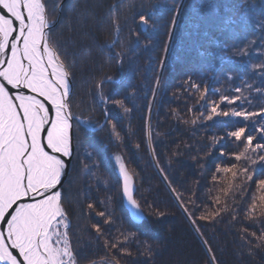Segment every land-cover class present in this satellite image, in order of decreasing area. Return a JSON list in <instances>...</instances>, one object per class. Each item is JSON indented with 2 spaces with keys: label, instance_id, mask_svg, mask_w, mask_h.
<instances>
[{
  "label": "trees",
  "instance_id": "1",
  "mask_svg": "<svg viewBox=\"0 0 264 264\" xmlns=\"http://www.w3.org/2000/svg\"><path fill=\"white\" fill-rule=\"evenodd\" d=\"M42 1L73 264H264V0Z\"/></svg>",
  "mask_w": 264,
  "mask_h": 264
},
{
  "label": "water",
  "instance_id": "2",
  "mask_svg": "<svg viewBox=\"0 0 264 264\" xmlns=\"http://www.w3.org/2000/svg\"><path fill=\"white\" fill-rule=\"evenodd\" d=\"M38 1L43 8V2ZM19 4L21 0H0V87L8 90L14 110L7 115L4 126H0V161L3 152L6 165L4 173H0V264H46L45 251L47 247H51L49 233L52 224L58 217L64 216L60 204L61 182L75 151L73 118L68 106L73 86L70 75L59 63L68 86L64 92L58 85L59 101L53 97L46 98L33 87L26 63L27 55L20 54L22 64L16 56V52L24 47L22 43L25 41ZM42 21V38L47 43L45 17ZM52 53L54 54L53 51ZM34 120L37 130L39 129L37 144L41 149L35 151L36 155L32 152V133L29 129ZM61 136L66 137L65 145ZM13 141L20 142L22 152L23 168L18 177L20 180L17 181L13 177L7 152V146ZM34 155L37 157V168L33 163ZM51 156L61 161V166L53 171L52 181L48 177L40 180V186L35 185L38 172L47 170L46 164L44 166L41 162L42 157ZM34 186L38 188L35 189ZM124 191L125 202L133 212L132 185L128 179L124 184ZM45 201L47 206L39 204H44Z\"/></svg>",
  "mask_w": 264,
  "mask_h": 264
},
{
  "label": "bare ground",
  "instance_id": "3",
  "mask_svg": "<svg viewBox=\"0 0 264 264\" xmlns=\"http://www.w3.org/2000/svg\"><path fill=\"white\" fill-rule=\"evenodd\" d=\"M37 4V0H21V4H19V13L21 16L20 20H22L23 23L21 24V28L22 30H24L22 36L25 41L24 43H22L24 47L20 48L16 52V56L20 64H22L23 61L20 54L22 53V55L24 56L27 55L26 63L29 68V76L31 77V81L33 82V87H35L36 90H38L39 93L44 95L46 98L53 97L56 101H59L60 93L58 92V85H60L65 92L68 89L67 79L49 45L43 41L41 33L42 14L37 9ZM10 101L11 100L9 99L8 90L0 87V126H4L6 118H8L7 115L10 114L11 111L14 112ZM31 124L29 125V129H31L32 133V152L36 155L37 152L35 151L39 150L37 144L39 138V129L37 130L35 120L32 126ZM61 140L63 145L67 143L65 136H61ZM20 148V142L17 143V141H13L12 144L7 146V152L9 153L10 164L13 170V177L15 178V181H17L18 177H20L21 169L23 168L21 163L22 152ZM35 155L33 156V163H35V166L37 168V157ZM4 157V153L2 152L0 164H2L3 162L4 165L2 164L0 173H4L6 168ZM41 162L44 166L46 164L47 170L38 172L37 179L34 183L35 185H39L41 179L46 180L48 177L52 181V176L54 175L53 171H56V169L61 166V161H57V159L53 156H51L50 158L42 157ZM5 177H7V175ZM7 181L9 182L10 179H8ZM34 188L36 189L38 187L34 186ZM42 202L39 204L43 206L46 205V201L44 202V204H42ZM47 248L45 251L46 264H56L57 262H59L60 258L57 257V254L53 255L52 253L53 249L51 247L48 249Z\"/></svg>",
  "mask_w": 264,
  "mask_h": 264
},
{
  "label": "rangeland",
  "instance_id": "4",
  "mask_svg": "<svg viewBox=\"0 0 264 264\" xmlns=\"http://www.w3.org/2000/svg\"><path fill=\"white\" fill-rule=\"evenodd\" d=\"M37 9L41 12L42 18L44 19V17H45V22H46V16H45V12H44V10H45L44 4H43V8H42V6L40 5V2L38 1ZM42 20H41V30H43V28H44V23ZM46 26H47V22H46ZM46 39H47V37H46ZM47 44H48V42H47ZM49 46H50V44H49ZM50 48H51V46H50ZM51 50H52V48H51ZM55 57H57V55ZM57 60H58V63H60L58 57H57ZM73 123H74V118H73ZM117 165H118V169H120L123 177L126 179V177H127L126 169H124L123 162L119 158H117ZM63 217L64 216H60L54 221V223L52 224L50 233H49V237H51V248L53 249L52 253H53V255L57 254V257L60 258L59 262H57L56 264H73L72 258H71V253L69 252V249H68L67 244H66V237H65V230H64L65 222H64Z\"/></svg>",
  "mask_w": 264,
  "mask_h": 264
}]
</instances>
